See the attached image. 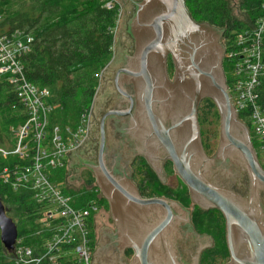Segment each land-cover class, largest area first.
<instances>
[{"label":"water","instance_id":"95a60500","mask_svg":"<svg viewBox=\"0 0 264 264\" xmlns=\"http://www.w3.org/2000/svg\"><path fill=\"white\" fill-rule=\"evenodd\" d=\"M128 26L135 40L134 67L121 69L118 75L139 89L141 108L135 125L140 131L134 126L129 133L132 148L146 143L148 154H142L151 163L164 153L192 202L222 212L229 264H264V207L258 194L264 168L228 91L223 68L226 49L220 42L225 28L195 21L186 0H140ZM169 55L173 78L167 68ZM206 98L213 100L220 114L219 145L212 156L204 149L199 122V107ZM244 169L252 184L248 198L222 186ZM96 174L117 232L114 243H101L92 264H110V250L126 248L135 254L125 264H200L205 241L211 244L213 237L199 235L191 210L166 197H141L128 178L111 174L102 151ZM0 231L3 245L13 251L18 227L1 200Z\"/></svg>","mask_w":264,"mask_h":264},{"label":"trees","instance_id":"16d2710c","mask_svg":"<svg viewBox=\"0 0 264 264\" xmlns=\"http://www.w3.org/2000/svg\"><path fill=\"white\" fill-rule=\"evenodd\" d=\"M186 1L200 20L226 27V34L230 35L243 27L245 20H252L259 14L264 0H240L239 5H230L229 0ZM117 11L105 7L101 0H0V34L20 31L33 38L30 49L20 57L23 71L30 82L53 90L59 102L56 110L59 123L74 126L80 116L90 110L99 75L113 54ZM225 70L228 73L226 64ZM199 118L201 125L220 120L213 100L206 98L202 101ZM25 119L13 85L0 80V140L3 136L11 138L13 130ZM213 131L210 134L209 130L207 136L205 133L206 150L213 146L211 141L215 139L217 129ZM15 162L16 157L0 155V173ZM145 169V177L152 188L150 194L170 197L186 207L193 206L192 221L197 231L214 238L215 245L203 253L201 264H218L229 259L222 212L194 206L190 192L181 180L176 188H172L163 185L150 168L145 166ZM168 172L174 174L172 165ZM67 192L75 195L84 206L97 198L92 188L82 187ZM0 200L10 217H17L18 237H24L25 243L34 247L40 240L35 234L38 209L30 193L15 192L0 182ZM12 252L3 245L0 237V264H15Z\"/></svg>","mask_w":264,"mask_h":264},{"label":"built area","instance_id":"2783aa9c","mask_svg":"<svg viewBox=\"0 0 264 264\" xmlns=\"http://www.w3.org/2000/svg\"><path fill=\"white\" fill-rule=\"evenodd\" d=\"M117 9V26L122 16L119 0H101ZM33 38L20 31L0 34V80L13 85L26 119L13 130L14 145H0L4 158L16 157L0 173V182L15 192L27 191L37 206L34 247L18 237L13 250L15 264H92V223L100 211L97 198L80 205L67 191L80 187L71 182L67 164L71 150L87 138L90 110L73 126L56 119L59 102L48 86L30 82L20 61ZM228 91L240 120L251 129L255 151L264 167V1L254 19L224 36ZM67 168V173H66ZM66 176H58V172ZM76 199V200H75Z\"/></svg>","mask_w":264,"mask_h":264},{"label":"flooded vegetation","instance_id":"af4514ba","mask_svg":"<svg viewBox=\"0 0 264 264\" xmlns=\"http://www.w3.org/2000/svg\"><path fill=\"white\" fill-rule=\"evenodd\" d=\"M119 1L122 6L121 23L117 28V31L115 32L116 34L112 57L99 75V84L93 98L94 104L92 102L93 105H91L90 108L89 135L85 142L79 148L70 153L71 156H69V162L67 164L71 182L75 183L79 187L92 188L95 191L100 204V211L94 218L92 223V260L93 257L96 256V252L100 248L102 242L114 243L111 240H113L114 234L117 232L116 222L111 216L110 202L103 194L101 188L97 186L96 173L97 170L100 169L101 151L103 153L105 166L111 172V174L114 176H125L126 178H128L139 195L143 198L166 197L164 195L150 194L152 193V188L149 185L147 177H145L144 174V171L146 170L145 166L153 171V173L163 185H168L172 188H176V186H172L169 184V181L176 173L174 171V174H169L168 168L170 167V165H172L173 168V164L170 160L165 158V154H158L156 156V159H153L154 162L151 163L148 160L147 156L142 154V152L148 154L146 143H141L140 145L133 146L136 148H132V143H130L128 140L129 133L134 126L136 132L140 131L136 129L135 125L138 118L136 115L137 109L141 108V106H138L139 98L138 96H136L139 95V89L135 84H132V82H127V79L122 77L123 75L118 74L121 69L134 67L132 59L136 55L135 40L128 31V22L135 13L136 4L140 0ZM231 4L239 5L240 2L232 1ZM187 7L192 18L195 21H197L198 23L208 22L200 20L197 16L194 15L188 5ZM218 27L225 28V32L220 40V42L224 43L223 39L226 35V27ZM167 68L170 78H173L175 68L171 55L168 56ZM223 68L226 76V81H228L224 59ZM136 89L138 90V93L135 91ZM239 121L248 130L252 146L253 148H255V142L250 126L240 119ZM200 127L201 137L203 141L204 134L201 122ZM238 135L241 138L246 139L244 131H239ZM205 151L208 156H212L216 152H212L211 149H205ZM142 160H144L145 162H142ZM83 177L86 178V180H84ZM176 177L179 181L180 179L177 175ZM126 178L124 179L125 181H127ZM143 181L145 182L143 183ZM126 185L129 186L130 184H128L127 182ZM146 185L148 189L145 190ZM251 185V177L249 176V173L246 169L240 170L238 172V176H236L235 179L226 181L224 185L222 184L223 187L238 193L244 198L249 197L251 192ZM258 194L261 204L264 207V185L259 187ZM166 198L175 200L170 197ZM182 205L184 206V208L191 210L192 218L193 206L186 207L184 204ZM193 205L195 206L196 204L193 203ZM5 210L6 214L10 217L8 210L6 208ZM12 220L15 222L14 219ZM15 223L17 225V222ZM205 234L206 233H199V235L201 236ZM205 243L206 247L202 251L201 260L203 253L214 247V238L211 244H209L207 241H205ZM108 254L109 256L107 259H110V264H125L133 260L135 253L132 249L126 248L125 251L112 249ZM230 260L231 258L229 256V259L226 260L225 264H229Z\"/></svg>","mask_w":264,"mask_h":264},{"label":"rangeland","instance_id":"374dc122","mask_svg":"<svg viewBox=\"0 0 264 264\" xmlns=\"http://www.w3.org/2000/svg\"><path fill=\"white\" fill-rule=\"evenodd\" d=\"M229 1H230L229 4L233 5V4H231L232 1L231 0H229ZM233 1L241 2L240 0H233ZM120 23H121V19L119 21V24H118L117 28L119 27ZM202 129H203V132H204V136H205V133H206V136H207V132H209V130H210L209 133L212 134L214 132L213 130L217 129L216 137H215V139H213L211 141V145H213V146H211L212 147L211 150H212V152L216 151V149H217V147L219 145L220 120H215L211 124H203L202 125ZM5 148H9V147L5 146ZM66 173H67V168H66ZM58 176H64L65 177L66 174H65V172H60L59 171L58 172ZM84 180H86V178H84ZM169 184L172 185V186H177L178 185V180H177L176 174L173 175L172 179L169 181ZM80 188H82V187H80ZM11 217L15 220V222L17 221V219H16L17 217H14V216H11ZM225 263H226V261L225 262L221 261L218 264H225Z\"/></svg>","mask_w":264,"mask_h":264},{"label":"crops","instance_id":"0c3cea01","mask_svg":"<svg viewBox=\"0 0 264 264\" xmlns=\"http://www.w3.org/2000/svg\"><path fill=\"white\" fill-rule=\"evenodd\" d=\"M14 142V138L13 136L11 138H8L6 136H3V138L0 140V145L5 147V146H8L9 148L12 147L13 143Z\"/></svg>","mask_w":264,"mask_h":264}]
</instances>
